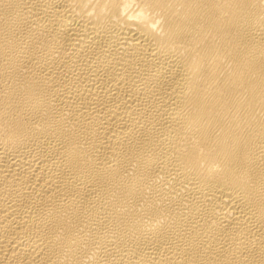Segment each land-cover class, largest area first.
Segmentation results:
<instances>
[{
  "label": "bare ground",
  "instance_id": "obj_1",
  "mask_svg": "<svg viewBox=\"0 0 264 264\" xmlns=\"http://www.w3.org/2000/svg\"><path fill=\"white\" fill-rule=\"evenodd\" d=\"M0 264H264V0H0Z\"/></svg>",
  "mask_w": 264,
  "mask_h": 264
}]
</instances>
